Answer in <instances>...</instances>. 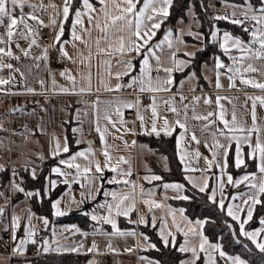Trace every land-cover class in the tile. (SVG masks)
<instances>
[{
  "label": "crops",
  "instance_id": "obj_1",
  "mask_svg": "<svg viewBox=\"0 0 264 264\" xmlns=\"http://www.w3.org/2000/svg\"><path fill=\"white\" fill-rule=\"evenodd\" d=\"M89 2L96 9L95 12L91 13L94 17L93 22L90 24L88 16L82 15L83 24L82 26L77 25L75 29L77 35H80L82 39L74 40L72 37L74 12L68 35H62L60 41L55 42L58 47L57 63L50 70L47 69L44 58L45 45L34 36L33 29L37 23L48 20L51 35L55 41V36L60 33L61 25L63 26L65 21L63 19L64 0H26L22 9H15L14 15L19 18L23 13L28 28L23 25L14 28L15 34L11 41L7 36L8 20L4 18L3 23H0V41H3L0 43V48L5 49V52L11 51L12 53V56L0 54V81H7V83H0V94L4 95L0 99V121L2 124L0 126V172L6 170L7 174V166L17 170L21 166L28 168L31 176L33 173L36 176L43 161L64 153L63 145L67 141L66 131L68 130L72 133L73 142L77 147L70 154L59 156L49 166L44 181L43 194L47 197L53 190H58V193L50 200V213L53 219L60 217L53 214L54 209L52 208V204L59 200L58 210L65 213L64 215L79 211L87 217L89 222L88 224L54 222L48 216L33 211L30 197L26 195V193H33V191H19L18 189L21 188L19 183L9 198L6 186L0 185V236H4V239L0 240V264H49L44 261L37 262V260L61 255L84 257L83 264H160L157 259L148 254V250L153 248L149 245H153V243L147 234L141 230L140 226L144 225L156 229L163 245L165 243L161 238V233L167 236L171 232L174 235V242L172 236L168 237V245L175 246L180 252L178 264H192V248L196 249L198 255L195 264H206L209 256L215 261V264L217 258H220L223 264H230V261L220 257L218 252L208 248L207 245H205V251H200L199 232H203V227L201 228L195 222L203 219H191L186 216L184 210V218L182 219L180 210L183 208L171 203V200H179L180 195L185 196L183 184L179 181L145 179L153 175L161 177L160 172L168 169V161L164 154L149 147L137 137L138 135H156L151 132L152 106L153 99H155L157 128L159 130L163 126L164 120H168L172 134H174L176 156L187 182L192 186L195 183L193 187L199 190L207 180L209 185L207 188L208 197L215 190L216 203L219 205V201L223 200L226 213L228 204L239 205L240 208L246 209L247 205L244 204V200L247 199V195L245 194L251 195L256 190L251 189L246 181L239 185L228 182V176L231 173L228 169L222 172L220 167L224 160L223 149L217 150V163H214L211 168L208 167L206 161L213 159L212 152L214 149L212 145L215 137V141L228 146V153L231 152V164L237 168L235 166L236 142H229L225 136L242 137L247 134V131L230 132L220 122L221 113L229 123L235 114L236 127L248 130L253 126L254 111L255 126L261 141L264 142V106L260 104L259 99H256L257 97L264 99V91L241 83L242 79H252L258 83H264V59L253 58L249 53L247 59L234 64L230 57H240L242 53L236 49H231L228 54H225L216 44L222 52L220 57L225 65L240 70L235 75L233 74L234 78L231 81L229 80L230 76L225 75L223 69H220L221 74H223L220 76L222 86L220 88L215 86L216 76L212 85L208 86L201 73L200 76L203 81H198L194 72L191 69L187 70L186 64L188 65V63H186L183 64V70L179 71L180 67L173 70L171 74L173 82L168 85L169 91H143L149 93L148 102L143 103L141 102V95L133 97L131 94L132 91L141 92V85L134 84L131 88L127 85L133 77L146 79V77L141 76L140 72L144 56H148L150 65L148 75L152 78L155 86L157 79L164 80L167 78L163 68L173 67V53H175L177 60L185 62L193 56L198 45L186 42L181 37L178 40L174 30L168 28L158 37L153 38L149 42V46L142 48L139 54L135 52L120 54L115 50L118 46L116 41L120 35L126 36L127 33L109 29L108 34L105 35L104 32L97 29L95 17L100 16L101 26H103V17L100 14L103 5L99 3V0H89ZM116 2L119 3V0ZM142 2L143 0L138 7L142 6ZM221 2L216 3L213 0V5L219 6ZM82 4L83 0H80V6L77 9L86 12ZM232 4L235 5L222 7L223 10L218 16L228 17L224 20L230 21L233 18V13H235L234 18L243 19V10L249 5L252 6L256 15H260L259 9L264 8L262 0L257 7H254L250 2ZM8 7L11 8V5L9 4ZM108 7L113 9L111 0H109ZM210 8L212 10L211 6ZM212 12L214 14V10ZM113 13L118 14L114 9ZM148 14L151 12L149 11ZM29 16H35L36 19H29ZM161 19L163 20V18ZM240 26L243 30L245 27L251 30L254 28L255 22L245 20V23ZM29 28L31 34L25 38L22 33L27 34ZM217 29L218 34H220L219 41L224 32L238 37L244 43L251 40L250 32H246L247 38H242L238 34L218 26ZM169 32H171L170 38L172 40L171 49L164 41L165 35ZM33 39L36 41L34 45L31 43ZM97 40L100 42L99 45L96 43ZM161 41L164 43L161 44L160 48H156L155 46ZM180 41L187 45L179 46ZM109 45H112L110 50ZM191 46V56H187L185 55L186 52L181 51L180 47ZM60 47H63L67 56L61 55ZM148 47L152 48L154 56L152 52L146 50ZM258 47V45H253V49ZM25 51L28 52V56L24 55ZM138 55L137 70L134 73V59ZM155 57H159V65ZM126 61L132 63V70L129 75H124L126 69L123 62ZM249 64L256 71L246 72L245 69ZM7 65H11V68ZM158 67L160 71H157ZM61 73H65V75L62 76ZM118 73L120 74L119 79L117 78ZM69 75L74 78V84L67 78ZM180 77H182L181 80ZM230 83L232 84L231 87L229 86ZM118 84L120 85L119 90H117ZM29 89L32 91L29 92ZM64 89L68 91H63ZM188 92L192 93V102L189 107L185 105V96ZM84 93L94 95V101L85 99ZM181 97L184 99L181 100ZM196 97H199V100H196ZM217 98H220L219 103H217ZM205 99L210 100L211 103L205 104ZM254 100L255 108L253 109ZM128 104L135 105L134 121L123 119V115L129 109L125 107ZM8 105L9 108H13L10 113L7 112ZM40 105H43L44 108L41 109ZM173 107L176 112L171 111ZM117 108L120 109L121 113L119 117L116 115ZM209 112H212L213 115L207 120L193 118L194 116H207ZM138 114L143 117V127L141 120L137 118ZM106 115L115 122V127L105 119ZM121 120L123 123L120 122ZM177 121L184 127L177 125ZM97 128L100 129V132H97ZM220 130L224 131L225 136L220 135ZM101 133H103V142L101 141ZM12 135L15 140L9 153V145L4 144V139L6 140ZM160 135H164L163 132ZM193 136H195V140H193ZM256 136L257 133H252L253 143H255ZM181 137L178 150L176 142ZM57 142L60 144L58 154L56 152ZM240 147L242 154L250 151L244 143H241ZM4 150L6 151L5 155ZM79 152H84L85 156H76ZM104 152H107L111 157L110 163L117 168L116 172L104 168ZM197 153L199 156L196 155ZM181 155L184 156L183 161ZM73 156L76 157L75 160L72 159ZM121 157L124 158V162H120ZM62 160L73 165H80L79 183L73 182V177L76 176L75 167L69 168L67 164L60 163ZM244 160L245 163L241 167L253 165V170L240 172L236 176L231 175L233 180L249 175L254 176L255 183L259 185L261 175L257 167L258 161L246 156ZM97 162L104 169L102 173L95 171ZM85 167L90 169L87 177L83 175ZM53 168L60 169L62 174L54 173ZM186 168L189 170L186 171ZM128 172L131 175H127ZM121 173L124 174L121 175ZM65 180H68L69 183H64ZM109 180L119 182L109 183ZM123 181H128V183ZM165 184H180L182 191L178 193L172 188H165ZM221 184L223 185V192L220 191ZM112 193H116L117 197H129L125 204L131 206L132 211L127 216L116 215V202L113 201ZM232 197H237V199L234 200ZM260 199L264 200V196H261ZM4 200L7 201L6 212L2 205ZM145 201H151L161 205V207L150 209L144 203ZM108 205L113 206L111 218L115 220L118 231L123 233L135 232L134 236L119 235L113 231L111 224L104 222L102 217L109 215ZM256 205L253 206L254 210ZM92 215L97 216L98 219L92 220ZM239 215L241 220L247 218L246 211L239 212ZM13 217L19 218L20 223V227L16 229L15 240H13L12 235ZM29 217L31 218L29 219ZM141 217L144 219L143 223H141ZM41 218H46L48 224L45 225ZM173 218L180 225L182 231L177 232L173 227ZM262 218H264V203L263 215L258 224L249 228L244 227L245 230L254 231L264 227L260 224ZM235 222L240 230V224ZM190 228L195 229V235L189 231ZM25 229L34 230L35 235L32 239L36 241L35 243L21 245L20 242L26 239ZM184 233H187V236ZM204 236L209 244H219L209 240L205 234ZM145 237L147 240L144 239ZM186 240L189 250L182 252L180 248L185 246ZM232 255L238 254L226 253V256ZM8 257L14 258L16 261H8ZM239 257L244 260L241 256Z\"/></svg>",
  "mask_w": 264,
  "mask_h": 264
},
{
  "label": "snow or ice",
  "instance_id": "obj_2",
  "mask_svg": "<svg viewBox=\"0 0 264 264\" xmlns=\"http://www.w3.org/2000/svg\"><path fill=\"white\" fill-rule=\"evenodd\" d=\"M26 0H0V23H3L4 18L8 20L7 24V36L9 38V41H11V38L13 37L14 33V28H16L18 25H23L25 28H28L27 23L25 22V19L23 17V13H21V16L17 18L14 15V11L17 8H23ZM113 4V9L116 13H113V9H109L108 4L109 0H99V3L103 5V7L100 9V14L103 17V26H101L100 22V16L95 17V27L99 29L100 31L104 32L105 35L108 34L109 29H115L116 31L120 33H127V35H120L117 38L116 44L118 45L116 47V51L119 52L120 54H126L127 52H135V53H140L142 48H145L146 46H149V42L156 36V31L160 29L161 24L163 20L161 18H165L169 15V8L172 6L173 0H143L142 6H139L141 4V0H119V3L116 2V0H111ZM264 2V0H262ZM11 5V8L8 7V5ZM73 6V0H64V6H63V19L68 20L70 16V9ZM83 9L86 10V12H82L79 9L75 10V19L72 21L73 24V33L72 37L74 40H81L82 37L80 35H77L75 29L77 25L82 26L83 21L81 20L82 15H87L89 23L91 24L94 20V17L91 15V13L95 12L96 9L93 7V5L89 2V0H83ZM149 11L151 14H148ZM260 15L254 14V10L251 5H249L248 8L243 10V19H236L235 13H233V18L230 20L232 24L235 25H243L245 23V20L255 22V26L253 29H248L247 27L244 28L245 32H250L251 35V40H249L247 43L242 42L238 37L232 36L228 32H224L222 35V38H220L219 41V47L220 49L225 53L228 54L231 49H236L242 53L240 57H230L233 60V63H238L244 59L248 58L249 53H251V56L253 58H258V59H264V8L259 9ZM29 19H36L35 16H29ZM216 19L221 20V19H228V17L224 16H217ZM55 23V21H53ZM84 31H87V29H84ZM31 34V29L29 28L27 34L25 35V38H27V35ZM63 35V26L61 25V30L60 33H58L55 36V42H59L61 39V36ZM171 32L167 33L164 37V41L167 42L168 47L171 49L172 48V40H171ZM211 38L213 40H217V32L213 31L211 33ZM164 41H161L160 44H157L155 47L160 48L161 44L164 43ZM3 41H0L2 43ZM31 43L34 45L36 41L33 39ZM97 45H99V40H97ZM253 45H258L259 47L257 49H253ZM109 50L112 48V45H109ZM149 52H152V48L148 47L146 49ZM61 55L67 56V53L64 51L63 47H60L59 49ZM103 51V50H101ZM0 54L12 56L11 51L5 52V49L0 48ZM154 56V52H152ZM25 56H28V52H24ZM187 56H191V53H185ZM44 58H47V50H45V55ZM157 64L159 65L160 60L159 57H155ZM124 67H125V72L124 75H129V73L132 70V63L131 61H126L123 62ZM185 62L179 61L175 58V53L172 54V65L173 67L171 68H163V71L167 74V78L164 80H156L155 86L153 85L152 78L150 77L149 72H150V65H149V59L148 56H144L141 66H140V72L142 77H146V79H141L137 77H133L131 79V82L127 85V87L131 88L134 84H139L141 85L140 91H151V92H159V91H169L168 85L172 84V72L175 68L182 67ZM7 67L11 68V65H7ZM225 64L220 61L219 58L216 59L215 61V68L217 69L216 71V87L220 88L222 85L220 83V76L221 73L219 69L225 68ZM229 71L233 72L235 75L238 73L240 70L238 68H229ZM157 71H160V68H157ZM246 72H253L256 71L252 67L251 64L248 65V67L245 69ZM62 76L65 75V73H61ZM120 74H117V78L119 79ZM67 78L74 84V78L72 76H67ZM234 77L230 76L229 80L231 81ZM0 83H7V81H0ZM241 83H244L245 85H250L253 88H258L262 91H264V83H258L255 80L252 79H242ZM229 86L231 87L232 84L230 83ZM120 85H117V90H119ZM29 92L32 91V89L28 90ZM63 91H68L67 89H64ZM184 97H181V100H183ZM196 100H199V97L195 98ZM219 99L217 98V103H219ZM256 99H259L260 104L264 106V99L257 97ZM139 103V101H137ZM168 103V102H166ZM205 104L211 103L210 100L205 99L204 100ZM127 108H132V104L125 105ZM255 108V100L253 101V109ZM171 111L176 112V109L173 107L171 108ZM116 115L119 117L121 115L120 109H116ZM213 113L209 112L207 116H194V119H202V120H207L208 117L212 116ZM152 126H151V132L155 133L156 135H160L161 132H163L164 135L170 136L172 135V130L170 128L169 122L167 119L164 120L163 126L158 130L157 128V111L155 108V99H153V106H152ZM138 119L141 120V126L143 127V117L138 114ZM105 119L108 120L109 123L113 124V127H115V122H113L110 117L107 115L105 116ZM220 122L223 123L224 127L226 129H229L230 132L235 133V132H245L247 131V134L238 137L235 135H228L225 136V133L223 130H220V135L225 136V139L228 140L229 142L235 141L236 142V148H235V166L237 168H240L242 164L245 163L244 157L246 156L247 158L257 160L258 161V171L261 175V180L259 185L255 183V177L254 176H249L245 175L241 179L233 180V177L231 175L228 176V182L230 184H235L239 185L240 183L246 181L248 182V186L251 189H255L256 192L249 195H247V199L244 200V204L247 205V208H240L239 205H233V204H228L227 205V215L230 216L233 220L237 221L240 224V235L245 236L247 239H249L258 249L260 252L264 253V227H261L259 229H256L254 231H246L244 228V225L247 224L253 217V210H254V205L256 204H261L264 203V200H261L260 197L264 196V142L261 141L259 135H258V129L255 126V112L253 111V126L252 128L245 130L243 128H238L236 127V117L235 114H233L232 121L229 123L228 120L224 119L223 114L221 113L219 116ZM123 123V121H120ZM177 125L180 127H184L183 124H180L179 121L176 122ZM97 132H100V129H96ZM252 133H257L255 143L252 142ZM101 135V141L103 142V133ZM181 138L177 139V148L179 150L180 143H181ZM193 140H195V136H193ZM198 143V141H197ZM241 143H244L247 145V147L250 149L249 152L243 153L241 150ZM212 148L214 149L212 152V161H206L208 163V167L211 168L214 163H217V150L223 149V163L220 164L221 171L223 172L225 169L228 167V146L225 144L219 143V141H215L214 137V143L212 145ZM60 151V144L57 142L56 145V152L57 154ZM63 151L67 153L69 151V146L67 141L63 145ZM105 157L104 161V168L109 169L110 171L116 172L117 168L115 166H112L110 161L111 157L107 152L103 153ZM199 156V153L196 154ZM76 156H81L84 157L85 153L84 152H79L76 154ZM75 156L72 157L73 160H75ZM184 156L181 155V160L183 161ZM120 162H124V158H120ZM62 164H67L69 168H72L73 166L76 169V176L73 177V182L79 183L80 182V177H81V168L80 165L76 164L73 165L72 163H69L67 161H60ZM103 168H101V165L97 162L95 164V171L96 173H102ZM186 171L189 169H185ZM52 171L54 173L62 174L60 172V169L58 168H53ZM90 169L88 167H85L83 169V175L87 177V174L89 173ZM124 173H121L123 175ZM127 175H131L130 172L127 173ZM33 178H35V173H33ZM145 179H150V180H160V176L153 175L151 177H146ZM114 182H119L115 180H109V183H114ZM124 183H128V181H123ZM53 186H55L54 182ZM64 183L68 184V180H65ZM165 188H172L176 190L178 193L182 191V185L180 184H165ZM193 186H195V183H193ZM70 187V185H69ZM209 187L207 180H205L204 185L199 188L200 192H204L207 188ZM19 191H24L22 188L18 189ZM220 191L223 192V185H220ZM27 196L31 197L33 195H39V193H32L28 192L26 193ZM107 195V193H105ZM216 191L213 190L211 195L208 197L209 200H211L213 203H216ZM112 198L113 201H115V211L116 215H125L127 216L130 211H132V207L128 206L125 204V201L129 199L128 196H123V197H117L116 193H112ZM180 199H187L186 196L180 195ZM232 199H237V197H232ZM74 202V201H72ZM60 201L57 200L52 204V208L54 209V215L61 216L64 215L65 213L61 212L58 210V205ZM145 204L149 206L151 209L152 207L159 208L161 205L159 204H154L151 201H145ZM219 207L223 210L225 208V204L223 200L219 201ZM113 211V206L108 205V216L102 217L105 223L111 224L112 229L114 232H117L119 235H135V232H130V233H123L119 232L117 229V225L114 219L111 218V213ZM241 211H246L247 218L244 220H241V217L239 215V212ZM181 213V218L183 219V209L180 210ZM31 217H29L30 219ZM92 220H97L98 217L95 215H92ZM43 219V223L45 225L48 224V220L46 218H41ZM144 222L143 217H141V223ZM208 221L206 220H197L195 223L199 225L201 228L204 226L205 223ZM173 227H175L177 232L182 231L180 228V225L176 223L175 218H173ZM260 224L264 225V218L260 220ZM20 227L19 223V218L13 217V223H12V235H13V240L16 239V229ZM166 227V225H164ZM77 231H79L77 229ZM189 231H192L193 234H196L195 229H189ZM35 235L34 230L29 231L28 229H25V236L26 239L22 240L20 243L21 245H25L27 243H35L36 241L32 239V237ZM185 236H187V233H184ZM172 236V240L174 242L175 237L174 235L169 232L167 236L163 235L161 233V238L164 241L165 245L167 246L169 243L168 237ZM199 238H200V251H205V245L208 246V248L213 249L214 251L219 253V256L222 258H226L228 261H230V264H245V261L242 260L239 256H226V253L222 250L221 244H209L208 240L205 238L204 233L201 231L199 232ZM147 240V237L144 238ZM47 243V242H45ZM187 243L188 241H185V246H181L180 251H188L189 249L187 248ZM95 247V245H93ZM149 247H154V245H149ZM22 250V249H20ZM45 251H47V248H45ZM192 255H193V261L192 264H195V260L198 258L197 252L195 248L191 249ZM206 264H215V261L211 259V256H209V260L206 262Z\"/></svg>",
  "mask_w": 264,
  "mask_h": 264
},
{
  "label": "trees",
  "instance_id": "obj_3",
  "mask_svg": "<svg viewBox=\"0 0 264 264\" xmlns=\"http://www.w3.org/2000/svg\"><path fill=\"white\" fill-rule=\"evenodd\" d=\"M210 0H173L172 6L169 8V15L163 18L160 29L156 30V37H158L165 29L172 28L174 30L176 24L186 22L189 15V9L193 18L196 20L195 31L200 35L199 39L192 38L184 34L183 39L186 42H191L200 45L190 57L189 66L187 70L191 69L197 76L198 81H203L200 76V66L203 63H209L211 57L222 56L221 50L217 45L211 41L210 32L213 25L219 28L229 30L234 34H238L242 38H247V33L241 28L240 25L232 24L227 20H218L214 18L213 12L209 5ZM216 3L221 1H228L232 3L250 2L254 7L260 4V0H214ZM80 6V0H73V6L70 9V16L68 20L64 21L63 36L68 35L70 23L75 10ZM139 55L134 59V73L137 70ZM67 130V129H66ZM67 142L69 151L62 153L59 156L70 154L77 145L74 144L72 133L66 131ZM138 140L144 141L149 147L164 154L168 161V169L161 171V181H179L183 184L184 194L187 199L171 200L174 205H179L183 208L184 213L189 218H200L208 221L203 226V232L206 237L211 241H216L222 246V250L227 254H238L244 258L249 264H264V253L245 236L240 235L238 224L227 215L225 210L221 209L217 203H213L208 199L207 189L200 192L187 182L184 178L179 160L175 152L174 134L170 136L164 135H138ZM58 156V157H59ZM58 157L49 158L43 161L40 165L39 173L33 178L30 175L28 168L18 167L20 175V187L24 191H33L39 195L30 197V204L34 212L48 216L54 222H77L78 224H88V219L79 211H74L64 216L54 218L50 213V200L58 193L55 189L47 197L43 194V186L45 177L48 173V168L51 166ZM228 171L232 176H236L240 172L253 170L254 166L234 168L231 164V152L228 153ZM6 170L0 172V185L5 186L6 183ZM263 215V203L257 204L253 213L252 219L244 225L245 228L253 227L258 224L259 219ZM149 240L153 243L154 247L148 250V254L157 259L160 264H178L181 256L180 252L175 246L163 245L156 233L154 227L147 225L140 226ZM47 262L49 264H83L84 257L61 255L54 257L41 258L37 262ZM216 264H223L220 258H217Z\"/></svg>",
  "mask_w": 264,
  "mask_h": 264
},
{
  "label": "rangeland",
  "instance_id": "obj_4",
  "mask_svg": "<svg viewBox=\"0 0 264 264\" xmlns=\"http://www.w3.org/2000/svg\"><path fill=\"white\" fill-rule=\"evenodd\" d=\"M209 5L212 7V10H214V14H213V16L215 15L214 18H216V16H218V15L221 13V10H223L222 7H224V6H226V5H235V4H232V2H228V1H222L221 4H220L219 6H215V5H213V0H210V1H209ZM227 7H228V6H227ZM188 12H189V15H188V19L186 20V22L183 23V22L180 21V23L176 24V26H175V28H174V32L176 33L178 40L180 39V37L183 38L184 34H187V35H189V36H191L192 38H195V39H199V38H200V35L195 31L196 20H195V19L193 18V16H192L191 7H190V9H189ZM223 20H224V19H223ZM213 31L217 32V40H213V39L211 38V33H212ZM219 37H220V34H218L217 26H216V25H213V27H212V29H211V32H210V39H211V41H213L215 44H217L218 47H219ZM221 38H222V37H221ZM180 43H181V44H179V46H180V45H181V46L187 45V44H185V42H182V41H180ZM196 45H198V44H196ZM188 46H190V45H188ZM192 46H193V45H192ZM192 46H191V47H180V48H181V51L186 52V53H190V52H192ZM198 47H200V45H198L197 48H198ZM219 48H220V47H219ZM191 57H192V56H191ZM217 58H219L220 61H221L222 63H224V62L221 60V57L216 55V56L211 57L209 63H203V64H201L202 69L200 70V73L202 74V77H204L203 79L206 80V84H207L208 86H211L212 83H213V81L215 80L216 71H217V69L215 68V61H216ZM180 61H181V60H180ZM186 63H188V65H187ZM189 63H190V62H188V60H187V61H185L184 64H186V67H188V66H189ZM224 64H225V63H224ZM201 66H200V67H201ZM225 66H226V65H225ZM182 67H183V66H182ZM182 67L179 68V71H180V70H183ZM222 69H223L225 75L233 76V73H232L231 71L228 70V69H229V66H226L225 68H222ZM219 71H220V73H221V70H220V69H219ZM194 74H195V73H194ZM195 75H196V74H195ZM222 75H223V74H221V76H222ZM181 78H182V77H180V80H181ZM196 78H197V77H196ZM204 85H205V84H204ZM39 107H40L41 109L44 108L43 105H40ZM8 123H9V125H10V120L8 121ZM0 126H2L1 121H0ZM8 139H9V140H8ZM8 139H6L7 142H6V140L4 139V142H5L4 144H5L6 146L9 145V153H10V152H11V149H12L11 146L14 144L13 141H14L15 139H14V136H13V135H12V136H9ZM13 149H14V148H13ZM6 150H8L7 147H6ZM5 154H6V151L4 150V155H5ZM2 205H3L4 211L6 212L7 201L4 200V201L2 202ZM232 256H238V255H232ZM8 259H9L8 261H12V262L16 261L14 258H9V257H8ZM244 261H245L246 264H249L245 259H244Z\"/></svg>",
  "mask_w": 264,
  "mask_h": 264
},
{
  "label": "built area",
  "instance_id": "obj_5",
  "mask_svg": "<svg viewBox=\"0 0 264 264\" xmlns=\"http://www.w3.org/2000/svg\"><path fill=\"white\" fill-rule=\"evenodd\" d=\"M34 36L39 39L44 45L47 50V58H46V65L47 69L50 70L53 66L57 63V56H58V47L52 38L50 26L48 20L45 22H39L35 25L33 29ZM133 97L137 95H141V102L147 103L148 102V92H139V91H132L131 92ZM7 95V94H6ZM192 93L188 92L185 96V105L190 106L192 102ZM4 95L0 94V99L3 98ZM8 96V95H7ZM83 97L89 101H94V95L89 93H84ZM7 112L9 113V105L7 106ZM135 105L133 104L132 108H129L128 111L123 115L124 120H133L135 119ZM135 176V175H133ZM20 183V175L16 168L11 166H7V177H6V190L7 195L11 198L13 193V189ZM4 236H0V240H3Z\"/></svg>",
  "mask_w": 264,
  "mask_h": 264
},
{
  "label": "water",
  "instance_id": "obj_6",
  "mask_svg": "<svg viewBox=\"0 0 264 264\" xmlns=\"http://www.w3.org/2000/svg\"><path fill=\"white\" fill-rule=\"evenodd\" d=\"M230 68V67H229ZM13 111V108H9V113ZM0 215H1V211H0Z\"/></svg>",
  "mask_w": 264,
  "mask_h": 264
}]
</instances>
